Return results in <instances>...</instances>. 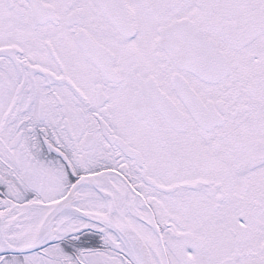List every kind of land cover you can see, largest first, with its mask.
Wrapping results in <instances>:
<instances>
[{
	"label": "snow or ice",
	"instance_id": "6c2138e0",
	"mask_svg": "<svg viewBox=\"0 0 264 264\" xmlns=\"http://www.w3.org/2000/svg\"><path fill=\"white\" fill-rule=\"evenodd\" d=\"M0 264H264V0H0Z\"/></svg>",
	"mask_w": 264,
	"mask_h": 264
}]
</instances>
